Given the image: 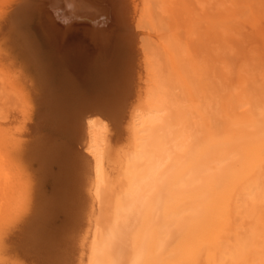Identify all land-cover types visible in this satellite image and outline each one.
<instances>
[{"label":"bare ground","instance_id":"bare-ground-1","mask_svg":"<svg viewBox=\"0 0 264 264\" xmlns=\"http://www.w3.org/2000/svg\"><path fill=\"white\" fill-rule=\"evenodd\" d=\"M172 1L0 0V264H21L12 256L11 244L15 240L18 243L19 238L25 236L26 231L31 229L32 222L34 221L35 224L38 217L39 206L36 201L40 192L38 193L36 188L39 186L36 187L32 167L28 163L33 161L30 158L35 157L34 154L36 155L34 160L37 156H44L41 159L43 166L40 164L43 168L42 172L46 173L49 170L47 167L51 164L59 165L58 175L61 178L59 182L62 184L60 189L64 199L62 201L65 206L66 204L69 206L70 211L67 210L69 218L75 215L73 214L75 210H71L72 207L75 209L74 206H77L80 212L84 209L81 213L85 212L86 218L81 219L82 223L76 226L78 228L75 232L78 236L75 237L73 234L75 238L71 240L74 247L75 244L77 247L78 260L74 261L76 264H123V262L126 264H264V75L257 76L254 81L251 80L252 83H248L246 79L236 74L235 80H240L237 81L238 90L235 85L234 91H238L235 94H228L225 91L223 94L224 85H221L223 89L219 87L211 89V83V85L205 83L206 87L208 85L207 88H210L206 89L209 94H206V91H204L206 93L200 92L196 85L201 79L194 78L189 69L190 61L188 60V63L186 59L187 54L190 56L191 52L189 51V54L187 51L185 54V51H182L184 48L181 47L182 39L179 38L182 36L179 32L181 30L179 16H174L172 13L173 25L169 27L165 22L171 15L164 16L167 15L166 11L164 12L167 7L164 6ZM176 7L178 11L179 7ZM10 25L15 28L12 32L19 31L16 26L20 28L23 25L27 27L34 25L45 43L43 46L46 47L47 44L50 47L53 57L59 56L58 54L63 55L62 57H71L90 67L93 66L90 69L96 70L98 75L99 72L102 75L108 74V81L105 79L106 84L101 79L104 88L100 89L99 93L95 92L96 95L93 93V97L90 95L82 103L80 102L82 100L78 101L80 104L75 103L79 105L75 112L73 111L75 105H72L74 106L73 108L70 106L72 113L70 111L67 114L62 113L60 100L61 112L58 109L53 108V110L65 116L61 118L62 115L51 113L54 116L51 119V114L47 115L49 119L46 120L47 125L53 122L52 129L54 127L56 135L60 133L61 136H66L65 142L56 144L55 138L53 139L55 142H52L48 133L45 137L39 131V135L36 134L38 137L33 134V127L44 120L40 121V118L41 116L43 118L49 110L43 106H48V103L54 101L56 97L52 92L45 66L40 77L38 76V85L34 87L4 51L2 37L6 30L10 33ZM251 27L254 45L257 47L256 53H260L264 61V26L262 23H253ZM192 30L185 32L187 35L185 39L192 36ZM15 32L13 35L16 34L17 37L18 34ZM28 43L26 42L28 47L31 46V42ZM33 48L32 52L28 50L31 54L34 52ZM30 53H26L30 56L29 59L32 57ZM32 58L34 59V56ZM34 66L32 69L35 72L37 66L36 68ZM199 66L201 68V65ZM237 69L233 71L240 72ZM241 72L244 75V72ZM89 75L90 78H96ZM206 75L208 74L199 77L208 80L205 78ZM98 82L94 85L102 84ZM250 83L257 92L253 90L256 93L252 94L253 97H249L247 93ZM98 88L96 87L97 90ZM179 90L182 94L178 93ZM203 93L206 95L200 96ZM150 95L155 104L171 113L173 135L191 143L195 166L200 172L199 178L203 181L194 195H189L178 202L176 210L195 204L199 207V211L188 217L179 228L169 226L166 229L163 221L155 224L137 222L134 227L124 231L117 242H112L106 239L107 227L116 217L118 198L129 187L135 174V166L131 160L140 148L129 129L130 117L133 110L142 106ZM243 95L248 99L246 102ZM67 96H64V99ZM34 102L39 107L37 113L33 111L39 119V122L38 120L37 123L34 122L35 125L31 124L34 118L31 114L33 109L31 105L35 104ZM57 103H53L54 107ZM93 117L104 120L110 134L113 130L126 129L125 143L121 145L120 152L116 155L109 149L110 162L106 164L107 176L99 194L97 192L99 179L92 158L84 150L87 139L85 122ZM44 127L48 128V126ZM52 132L50 134L54 135V131ZM40 135L44 138V154H41L43 146H39L40 143L37 146L38 142H36V137L39 138ZM42 137L39 138L41 143H43ZM72 141L73 145H71ZM164 143L166 141L153 142V148L162 149ZM211 163L215 165L214 172H209ZM41 174L38 178L42 176ZM44 177L46 178V175ZM41 185L43 186L42 183ZM103 203L110 204V212L108 211L110 217L99 221L101 210L98 205ZM79 209L76 210L77 213H80ZM35 226L32 227L33 231L31 230L33 234ZM31 232L28 237L23 236L22 241L35 240L32 236L29 237ZM37 232L35 231L34 236ZM123 240L129 242L128 253L121 247Z\"/></svg>","mask_w":264,"mask_h":264},{"label":"rangeland","instance_id":"rangeland-1","mask_svg":"<svg viewBox=\"0 0 264 264\" xmlns=\"http://www.w3.org/2000/svg\"><path fill=\"white\" fill-rule=\"evenodd\" d=\"M173 1H175V2H173ZM173 1L171 3H169V4L164 6L165 8L167 7V10L165 8H163V10L165 9L164 12L166 11L165 14H167V15H164L165 17H167L168 15H171L170 19L167 18L165 22H166V24H168L167 27H169V25H171V24L173 25L172 18L175 15L179 16L178 17V21H179V24L181 26L179 28L181 30L179 29L180 31L179 30L178 31L182 33V36H179V38L182 39V46L181 47L184 48L182 51L183 52L185 51V54H186L187 51H188L187 53H189V54L191 52L190 56L187 54L188 57L186 56L187 57L186 59H187V61L188 60L190 61V63L188 61L189 69L192 71V74L194 75V78H196L198 80H199V78L201 79L199 81L200 86L198 87L199 83L196 85V88H198L200 90V92H204V91L207 92L206 89H208V90L210 89V88H207V87H209L208 85L206 87L205 83H207L209 85L212 84V86L214 85L213 87L211 86V89L212 88H216V87L217 88L219 87V89H221L223 87L221 85H224L223 94H224V91H225V93H228V94L229 93L235 94V93H238V91L237 92H235V91L238 90L237 89L238 88V82L240 80V79L237 80L238 82L235 80L237 78L236 74H237V76L239 75L240 78L246 79L248 81V83L249 82L252 83L257 76L260 77V75H264V61H263L262 57H260V53H256L257 52V47L254 45V37H253V34H251V33H253L252 32V27L250 28V26L253 25V23H260V24L262 23L263 26H264V18H262V17H264V14H263L264 13L263 12L264 11V0H178V1L173 0ZM179 1H181V3ZM177 2H178V4H175ZM174 4L176 6H178L179 9H181V11L179 9L177 11V7ZM170 10H172L173 12L170 11ZM187 12H188V14H187ZM261 12H263V13H261ZM168 13H170V14H168ZM172 13L174 14V16H173ZM179 14H181V16ZM194 19H195V21H194ZM180 21H181V23H180ZM183 22H185V23H183ZM210 22H212V23H210ZM12 26H14V25H12ZM30 28L32 29V31H31ZM12 29H15V28L14 27L12 28L11 25H10L9 30H10L11 34L9 33L8 30H6L5 31L6 33H4V36L2 37V38H4L3 49L6 52V54H8L9 58L13 61L12 63L14 65L16 64L17 67L19 66L18 68L24 72V75L26 76L27 81H29L30 85L32 84V86H34V87H36V85H38V83H39V79L38 78L40 77V75L43 72L42 71L43 70V66H45L47 68V70H48L49 82H50V86H51L52 92L54 93V97L59 98L57 100L55 98L54 101L50 102L51 105H50V103H48L49 104L48 106H43V107H46L45 109H47V110L49 109L48 110L49 112L47 110H46L47 112L44 111V113L45 112L47 113V114H45L46 116L48 114H51V113L53 115H62V113H64V114L66 113L67 114V113H70V112L72 113V109L71 108L74 107L72 105H75V107H74L75 109L73 108V111H74L79 106L77 104H80V103H78V101L82 100V101H80L82 103L83 101L87 100L90 97V95H91V97H93L94 95H96L95 92L99 93L104 88V86H105L104 84L107 83V82L105 83V79L108 81V74L107 73L106 74L103 73L105 75H102L99 72V75H98V74H96L97 73L96 70L93 71V68L90 69L93 66L90 67L87 64L79 62V61H77V60H75V59H73L71 57H66V56L62 57L63 55L61 56L60 54H58L59 56L53 57V53H52V51H50L51 50L50 47L47 44H46V47L43 46V45H45V43H43V41H42V39L40 37L41 35H40V33H38L39 31L37 30V28L34 25H29V27H27L26 25H23V27H20V28L16 26V29H19V31L22 29L21 30L22 32L20 31L21 33L18 30L17 31L15 30L16 32L13 31V32L18 34L17 37H16V34L13 35L14 33L12 32ZM191 30H192V36L190 37L191 39L189 37L185 39V37H187V35H185V32L186 31H191ZM183 32H184V35H183ZM19 34H20V36H19ZM21 34L22 35L26 34L27 37L25 35L23 37ZM116 35H114V36H116ZM28 36H30V37H28ZM39 37L41 39L40 41H39ZM7 38H9V39L7 40ZM183 39H185V41ZM19 42L21 43V45L22 44L24 45V46L22 45L24 48L20 45ZM26 42H29V43L31 42V44H30L31 46L28 47ZM35 42H36L37 46H36ZM183 42L186 45L185 44L183 45ZM31 47L33 48L34 55H33V53L32 54L30 53V52H32V48ZM25 48L27 49V51H26ZM247 49L250 50V51H248ZM25 52L26 53H30L32 57L34 56V59L32 57L29 59L28 57H30V56H28V54H26ZM256 55H258L259 57L256 56ZM256 57H257V59H256ZM253 58H254V61H253ZM29 60H31L33 63L31 61H29ZM39 62H40V64H39ZM253 62H254V64H253ZM34 63L36 64L35 66H37L39 64V66H37L36 70H35L36 67L34 66ZM194 64H197V65H194ZM41 65H42V67H41ZM199 65H201V68H200ZM33 66L35 67L34 68L35 72L38 71V72H36L37 74H35V72L33 71V69H32ZM196 66H197V68H199L201 70L198 71ZM79 67H80V69H79ZM239 67H240V69H239ZM82 68H83V70H82ZM86 68H88L87 69L88 70V72H87L88 74L86 73V71H87ZM40 69H41V71H40ZM236 69L238 71H240L238 73H241V74L236 73L237 71L236 72L233 71V70H236ZM246 70H247V72H245ZM217 71H219V72H217ZM241 71L244 72L245 76L243 75V73ZM89 72H91V73H89ZM38 73H40V74H38ZM205 73L208 74V75H206L205 78H208V80L210 79L209 83H208V80H204L203 79V77H204L203 75ZM34 74L37 75V76H35ZM89 74H91V76L93 75V77H96L97 79L96 78L95 79L94 78H90ZM233 74H235V75H233ZM200 75H202L203 77H199ZM102 76H104V77H102ZM101 79L104 82V84L101 81ZM87 80L88 81L90 80L89 81L90 85H89ZM251 80H253V81H251ZM97 81L102 82V84L100 83L99 85L95 86L94 84H97L96 83ZM203 82H204V85H203ZM92 85L94 86V88H93ZM101 85L102 86L104 85V86L102 87ZM202 85L205 86V87H203ZM235 85H236V90L234 91ZM252 85L253 84L248 85L249 86V88L247 89L248 91L246 90L247 93L250 95L249 97H251L252 94L254 95V93L256 92L255 89H254V86H252ZM96 87L97 88L98 87H102V88H98L99 90H97ZM232 88H233V90H232ZM73 91H75L74 94H73ZM232 91H233V93H232ZM77 92H80L82 95H84V94L85 95L82 96V95H80V93L78 94ZM206 92H204V93H206ZM239 92H240V90H239ZM93 93H94V95H93ZM178 93L182 94V92L180 90L178 91ZM204 93L201 94L200 96H202V95L204 96L206 94H209L208 92L206 94H204ZM62 95H63V97H61ZM67 95L70 98L72 97L71 100L68 99L69 97ZM64 96H67V97H65V99H64ZM86 96H87V98H86ZM243 96L242 97L244 99H246L245 98L246 96L245 95H243ZM73 98L74 99L76 98L77 100H74ZM78 98H79V100H78ZM212 98H213V96H212ZM60 100H61V103H62L61 104V109L63 107V110L65 112H63V110H61L62 113L58 114V112L56 110H53V108L54 109H58V110L60 109ZM213 100H214V98H213ZM247 100L248 99H246L244 102H246ZM57 101L59 103H57ZM55 102L57 103V105H55L56 107H54V105H53V103L55 104ZM63 103L66 104V105L62 106V105H64ZM72 103H74V104H72ZM75 103H77V104H75ZM69 104H71V105H69ZM36 105H37V103L31 105V107L33 108L31 114L34 115L33 116L34 118L33 117L32 118L35 120V117H36L35 121L33 119H32L33 122L31 121V124H33V125H35V123H37L36 122L37 120L39 122V119H37V115H36V113L38 112L39 107H38V105L37 106ZM52 105H53V107H52ZM58 106H59V108H58ZM70 106H71V108H70ZM67 109H69V110H67ZM33 111L34 112L36 111V113L34 114ZM61 111L59 110V112H61ZM66 111H68V112H66ZM52 114L50 116L51 119H52V117H54V116H52ZM44 116H43V118H42V116H41V118L39 117L40 121H42L44 119L43 120L44 123H43V121L41 123L39 122V124L37 123V125H36L37 127L36 126L33 127V129L37 128L36 129L37 131H35V129L34 130L32 129V131L34 132V133L33 132L32 133L35 134V135L36 134L39 135V132H40V134H42V136L44 135L43 137L47 136L46 133H48V136H51V141L52 142L56 141L55 142L56 144L65 142L67 140L66 136H61L62 134L57 133L61 137V138H59V135H56L55 130H53L54 127L52 129V125L54 124L53 122H50L52 120L49 121L50 125L49 124L47 125L46 122H48V121H46V120H49V119H48V116L47 117L45 116L47 119ZM64 116L65 115H62L61 118H63ZM42 123L44 124L43 126H42ZM51 123H53V124H51ZM44 126H48V128H45ZM48 130L50 132H48ZM52 131H54V133H55L54 135L50 134V133H53ZM35 132H37V133H35ZM42 136L40 135L39 138L42 137ZM69 136H70V134H69ZM37 137H36V140H37L36 142H38L37 146L39 145V143H40L39 146L45 145L44 138L42 137L43 143H41L39 141V138H37ZM125 138H126V129L121 130V131H117V130L111 131V134L109 136V139H110V150L115 152L116 155L120 152L121 145H124ZM42 139H41V141H42ZM59 141H61V142H59ZM73 141L71 142V145H73V143H74ZM44 150L45 149H44V146H43V151H41L42 152L41 154L45 153ZM35 153H36V151H35ZM37 155H39V154H37ZM33 156L36 157L35 154ZM35 157L30 158V160L32 159L33 161H30L28 163H30V165L32 167L31 171H32V175H34L33 177H34V181H35V183L37 185L36 187L39 186L38 188H36L38 190L37 192L41 193V195L39 193V198H37V201H36L38 206H39L38 209H37V216L38 217H36L37 219L35 218L36 219L35 220V222H36L35 224H34V221L32 222V224L30 226L31 229L30 230L28 229L26 231L27 235L26 234H25V236L22 235L19 238L18 243H16V240L13 241V243L11 244V251L13 253L12 256H14L16 261L18 260V262L21 263V264H57V263L58 264H65V263L66 264H76L74 261L78 260V252H76L77 251V249H76L77 247H76V244H75V247H74V245L71 243V240H73L76 236H78V235H76L77 232H75L77 230V228H78L76 226L80 225L82 223V220H84L86 218V215L84 216L85 212L81 213V212L84 211V209H82L83 211L80 212V209L78 208L80 213H77L78 212V211H76V210H78L77 206H74L75 209L73 207L72 208L70 207L71 210L72 209H73V211L75 210V212L73 214H75L77 218L75 217V215H74L75 218L74 217L69 218L70 216H68V214H67L68 213L67 210L69 209V206H68V204H66V206H67L66 207L65 203L62 201L64 199H62L63 198L62 194H61L62 193V189H60V188H62V184H61V182H59V179H61L59 177L60 175H58V174H60L59 165L58 166L56 164L49 165V167H51V168L47 167V169H49L48 170L49 172L47 171L46 172L47 174H46L45 172H42L43 168L41 167V166H43L41 159H43L44 156H42V157H38L37 156V158L34 160ZM38 161H41V162L39 163ZM33 162H35V164ZM40 164H41V166H40ZM209 169H210L209 172H214L215 171V165L213 163H211L209 165ZM33 171L36 174H34ZM37 172H38V174H37ZM43 173H45V174H43ZM40 174L42 176H40V178H38ZM45 175H46V178L44 177ZM42 177H44V178H42ZM36 178H38V180ZM40 179H42V181ZM43 179H45V180H43ZM41 183L43 184V186L41 185ZM58 192L60 193V195H59ZM38 201H39V203H38ZM46 201H49V202H46ZM56 201H58L59 203L56 202ZM44 203L47 204V205H45ZM60 203L62 204V206L64 205L65 207L64 206L62 207ZM59 204H60L61 207L59 206ZM47 206H49V207L47 208ZM50 206H52V207H50ZM98 208H100V210H101L99 212V216H98L99 221L105 220V219L110 217V215L108 214V211L110 209V204L103 203V205H98ZM98 208H97V210H98ZM41 209H42V211H41ZM44 210H46V211H44ZM69 211H70V209H69ZM44 212H46V213H44ZM38 214H40V215H38ZM39 216H40V218H39ZM43 217H44V219H43ZM73 218L76 219V220L74 221ZM70 219H72L73 221L70 220ZM38 220H40V221H38ZM79 220H81V221L78 222ZM71 224H74V225H71ZM34 225H36L34 227L35 228L34 230L36 232L38 231L35 236H34L35 231H34V234H33V232H31V230L33 231L32 227ZM69 225H70V227L67 228V226H69ZM45 226H46V228H45ZM30 232H31V234H30L29 237L32 236V238H34L35 240L27 238V239H29V241L25 240L27 242V244H25L26 242L24 240L22 241L23 236L25 238H26V236L28 237ZM42 233L43 234L45 233V234L42 235ZM38 234H39V236H38ZM73 234L75 236L74 238H73ZM65 235H66V237H65ZM50 236L53 237V239ZM64 238H66V239H64ZM30 240L33 241V242L31 241L32 245L30 244ZM22 242L23 243L25 242L24 243L25 247H24V244H21ZM28 244H30V246ZM80 244H79V247L81 246ZM21 247H22V249H21ZM23 247H24V249H23ZM33 247L36 248V250ZM50 247H51V249H50ZM54 247H55V249H54ZM66 247H68V248H66ZM121 247H122L123 250H126L127 253L130 252V246H129V242L128 241L123 240L122 244H121ZM18 248H20L23 251H21ZM46 249H48V250L50 249L49 250L50 252L47 251ZM58 249H59V251H58ZM53 250L56 253H58V254H56ZM41 252H43V253H41ZM51 253H55V254H51ZM43 257L45 259H47V261L45 259H43ZM100 263H101V261H100ZM123 264H126V263L123 262Z\"/></svg>","mask_w":264,"mask_h":264},{"label":"clouds","instance_id":"clouds-1","mask_svg":"<svg viewBox=\"0 0 264 264\" xmlns=\"http://www.w3.org/2000/svg\"><path fill=\"white\" fill-rule=\"evenodd\" d=\"M85 129L84 150L92 158L99 194L107 176L106 164L110 162L109 128L100 117H93L85 122ZM129 129L140 148L131 160L135 174L118 198L116 217L107 227L106 239L112 242H117L137 222L163 221L166 229L179 228L199 211L195 204L176 210L178 202L194 195L203 181L195 166L191 143L173 135L171 113L155 104L150 95L133 110ZM161 141H166L163 148L154 149L153 142Z\"/></svg>","mask_w":264,"mask_h":264}]
</instances>
